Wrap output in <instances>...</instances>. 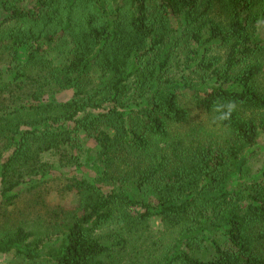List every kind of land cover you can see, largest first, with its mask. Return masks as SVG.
Wrapping results in <instances>:
<instances>
[{
	"label": "trees",
	"instance_id": "16d2710c",
	"mask_svg": "<svg viewBox=\"0 0 264 264\" xmlns=\"http://www.w3.org/2000/svg\"><path fill=\"white\" fill-rule=\"evenodd\" d=\"M261 23L264 0H0V216L55 176L75 197L43 231L0 228V255L264 264ZM185 94L215 131H182Z\"/></svg>",
	"mask_w": 264,
	"mask_h": 264
},
{
	"label": "rangeland",
	"instance_id": "374dc122",
	"mask_svg": "<svg viewBox=\"0 0 264 264\" xmlns=\"http://www.w3.org/2000/svg\"><path fill=\"white\" fill-rule=\"evenodd\" d=\"M259 32L264 39V25H259ZM57 99V101H64L70 98L69 94L58 92L55 95H50ZM193 99L189 94H185L184 104L191 110V120L182 131H189L193 127L204 126L207 130H212L211 123L204 112L196 108ZM181 130V129H180ZM87 149H93L94 142L87 140ZM260 149L256 151V156L251 161V167L254 171H258L264 165V133L261 135L259 140ZM91 149V150H92ZM95 152V150H93ZM52 163L57 162L56 158H49ZM70 179L66 175L49 179L46 182L35 183L39 185L35 189H29L24 191L22 196L17 201L16 206L3 208L2 215L0 216V228L2 229H15L16 224L26 223V225L34 231H43L40 225L47 223L50 220L51 211L56 208L59 204L68 203L73 206L75 203V197L67 192ZM10 215L11 222L7 221V216ZM154 231H159L160 222L158 219H154L152 224ZM46 228V225H45ZM0 264H15L14 257L8 255H0Z\"/></svg>",
	"mask_w": 264,
	"mask_h": 264
},
{
	"label": "clouds",
	"instance_id": "9594fccd",
	"mask_svg": "<svg viewBox=\"0 0 264 264\" xmlns=\"http://www.w3.org/2000/svg\"><path fill=\"white\" fill-rule=\"evenodd\" d=\"M213 110L219 115L215 117L216 121H225L231 118L232 113L236 110V101L229 100L227 102H221L217 100L213 104Z\"/></svg>",
	"mask_w": 264,
	"mask_h": 264
}]
</instances>
